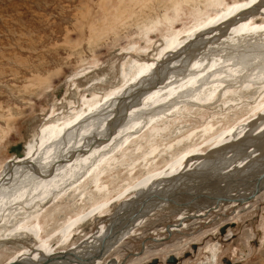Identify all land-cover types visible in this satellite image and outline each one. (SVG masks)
I'll return each instance as SVG.
<instances>
[{"label":"bare ground","instance_id":"bare-ground-1","mask_svg":"<svg viewBox=\"0 0 264 264\" xmlns=\"http://www.w3.org/2000/svg\"><path fill=\"white\" fill-rule=\"evenodd\" d=\"M196 2L199 12L188 22V32L183 31L185 39L155 42L149 52L153 55L146 54L152 63L144 69L136 66V75L109 104L112 95L104 97L105 109L100 100L82 98L87 109L80 105L82 112L73 125L71 116L58 134H40L33 151L31 145L25 146V155L23 143L17 155L9 147L8 153L18 160L8 162L0 172V250L23 239L35 248L18 250L0 264H102L119 242L135 237L133 229L145 224L147 215L171 205L165 199L196 212L179 213L175 225H165V240L143 239L138 252L126 256L136 259L147 242L160 245L173 232L180 234L184 223L202 220L224 205L238 208V200L264 183V0L244 4L233 0L238 7L224 15L220 13L227 7L226 0ZM212 14L220 15L219 19L190 32ZM168 35L179 34L174 30ZM107 65L89 88L110 84H104ZM143 83L146 86L132 106L118 104L128 98L134 101L133 92ZM124 110L127 113L120 116ZM223 111L227 114L219 116ZM199 112L198 117L206 114L205 119L216 120V125L178 126L180 119L196 124ZM172 125L183 133L167 141L164 129L170 131ZM140 153H146L141 162H131ZM114 174L121 179H111ZM250 178L251 183L245 182ZM209 183L222 185L211 190L221 195L199 193L185 203L175 200L188 196L178 189L196 185L204 188L199 191L210 190ZM258 188L260 193L252 201L264 192ZM242 190L249 191L242 194ZM221 197L228 200L216 202ZM65 199L64 206L58 202ZM49 210L52 214L44 219ZM97 221L110 223L95 232V239L87 232ZM74 239L81 241L78 248L94 243L82 252L68 247ZM212 245L205 249L204 260L215 263L220 251ZM104 264L118 263L112 258Z\"/></svg>","mask_w":264,"mask_h":264},{"label":"rangeland","instance_id":"rangeland-1","mask_svg":"<svg viewBox=\"0 0 264 264\" xmlns=\"http://www.w3.org/2000/svg\"><path fill=\"white\" fill-rule=\"evenodd\" d=\"M251 1L238 0L240 4ZM226 5L220 15L238 7L233 0H226ZM198 12L196 0H0V172L8 162L18 160L8 153L10 146L23 143L25 155V146L31 145L33 151L35 140H39L40 134H58V130L65 126L71 116L73 125L77 115L82 112L80 105L87 109L81 103L82 98L92 99L96 103L100 100L105 109L108 105H104V97L112 95L108 99L109 104L113 95L124 91L126 81L136 75V66L144 69L152 63V58H149L153 55L149 53L152 45L160 40L162 44L171 43L162 41V38L184 40L186 36H183V31L188 32L191 26L188 22ZM214 15L216 14H212L209 20L200 21L190 32L214 23L220 16ZM237 17L235 16V21ZM174 30L179 35H168ZM223 32L222 29L220 34H224ZM173 46L175 45L172 44L171 47ZM147 53L150 56H146ZM104 64L109 65L106 66L109 71H106L105 76L102 75L105 78L104 84H110L89 88L98 81ZM64 83L66 84L63 86ZM145 86L143 83L133 92L134 101L128 98L126 102L118 104L126 105V108L132 106L140 98L139 94ZM137 91L140 92L135 94ZM226 106L228 105L223 110ZM215 108L220 109L218 106ZM86 109L84 113H87ZM113 111L117 112V109L114 108ZM118 111L120 112V107ZM121 112L124 113H120V116L127 113L126 110ZM235 112L233 110L232 114ZM104 113L106 112L103 111L102 114ZM223 113L227 114L226 111L218 114L221 116ZM199 114L200 112L196 114L197 117ZM205 115L202 113L198 117L200 123L197 121L196 124L180 119L178 126L183 124L189 129L191 125L200 127L204 123L216 125V120H206ZM231 116L234 119L235 116ZM112 127H115L114 124ZM182 131L183 129L176 130L172 125L170 131L164 129V136L167 141H171ZM143 155L146 153L134 156L135 159L131 162L139 164ZM202 169L207 167L202 164ZM119 178L121 179L120 174H114L111 179L119 181ZM193 186L178 189V192L188 196L183 195L175 200L181 198L183 201L178 202L185 203L188 198L199 193L221 195L211 191L212 187L221 188L220 184L209 183L210 190L202 191L199 190L204 189L203 187ZM248 191L242 190L240 193ZM66 200L58 202L64 206ZM246 205H239L238 208L224 205L218 212L210 213L202 220L184 223L183 230L177 231L180 234L173 232L171 238L160 245L147 242L138 259L126 258L138 252L139 243L143 239L165 240V225H175L179 213H196L181 206L167 205L169 207L155 211L153 216H150L152 213L149 214L150 217L147 215L146 221L144 220L146 223L133 229L132 235L135 237L119 242L112 251L105 254L103 263L114 258L124 264H225L224 261L231 264H264V192ZM116 208H112L113 215ZM49 214L52 211L49 210L44 219ZM98 223L92 224L87 232L95 239L98 238L95 232L102 227L107 229L110 222L101 221L97 228ZM226 234L228 238L225 237ZM41 235L44 236L43 233ZM85 240L89 243V240ZM80 243L79 239H74L68 247L76 249ZM213 243L218 245H214L215 250L219 248L220 251L215 263L204 260L205 249ZM90 245L78 249L87 252ZM33 248L34 245L24 239L7 243L0 250V261L11 258L18 250L32 252ZM66 249L69 248L64 250ZM193 251L196 253L193 254ZM169 255H173L170 258L173 262H169Z\"/></svg>","mask_w":264,"mask_h":264},{"label":"water","instance_id":"water-1","mask_svg":"<svg viewBox=\"0 0 264 264\" xmlns=\"http://www.w3.org/2000/svg\"><path fill=\"white\" fill-rule=\"evenodd\" d=\"M61 92V91H60ZM136 93H138V91L137 92H135V94ZM134 94V95H135ZM59 96V95H58ZM11 147V146H10ZM21 149H22V147H21V143H18V144H16L15 146H12L11 148H10V153H15L16 155L17 154H19L20 153V151H21ZM264 174V173H263ZM260 178V177H259ZM263 178H264V175H263ZM252 179L253 178H250V179H246V181L245 182H248V184L249 183H251V181H252ZM264 180V179H263ZM260 184V183H259ZM255 186H257V187H255L256 188V190H254L250 195H248L247 197H245V198H243V199H240V200H238V202H236L237 204H239L240 206L241 205H243V204H247V203H250V201H252L253 200V198L256 196V195H258L259 193H260V189L258 188L259 186H261V187H263L264 188V183H262V185L260 184L259 186L256 184ZM264 190V189H263ZM166 201H169L170 202V204L171 205H173V206H181V205H177L174 201H173V199L172 200H169V199H165ZM228 200V198L227 197H221V198H218V199H216V202H219V201H227ZM181 207H183V206H181ZM107 239H110V238H107ZM108 241V240H107ZM102 243H104V240L102 241ZM113 261V260H112ZM224 263L225 264H231V263H229V262H226V261H224ZM16 264H19V263H16Z\"/></svg>","mask_w":264,"mask_h":264},{"label":"flooded vegetation","instance_id":"flooded-vegetation-1","mask_svg":"<svg viewBox=\"0 0 264 264\" xmlns=\"http://www.w3.org/2000/svg\"><path fill=\"white\" fill-rule=\"evenodd\" d=\"M227 232H228V231H227ZM227 232H226V233H227ZM225 237H227V234H226V236H225ZM227 238H228V237H227ZM230 238H231V237H230ZM192 253L194 254V253H196V252H195V251H193ZM169 256H170V257H169ZM169 256H168V257H169V259H168V260H169V262H173V259H172V260L170 259V258H173V255H172V256H171V255H169ZM218 256H219V255H218ZM131 258H132V257H131ZM175 258H176V257H174V260H175ZM136 259H138V258H136ZM177 259H179V258H177ZM117 260H118V259H117ZM217 260H218V258H217ZM219 260H220V259H219ZM219 262H220V261H219ZM117 263L119 264L120 262H119V261H117ZM102 264H104V263L102 262ZM219 264H221V262H220Z\"/></svg>","mask_w":264,"mask_h":264}]
</instances>
